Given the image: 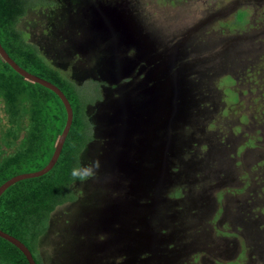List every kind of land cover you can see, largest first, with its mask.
<instances>
[{"label":"rangeland","instance_id":"rangeland-1","mask_svg":"<svg viewBox=\"0 0 264 264\" xmlns=\"http://www.w3.org/2000/svg\"><path fill=\"white\" fill-rule=\"evenodd\" d=\"M38 3L26 41L92 99L43 264H264V0Z\"/></svg>","mask_w":264,"mask_h":264},{"label":"trees","instance_id":"trees-1","mask_svg":"<svg viewBox=\"0 0 264 264\" xmlns=\"http://www.w3.org/2000/svg\"><path fill=\"white\" fill-rule=\"evenodd\" d=\"M40 1L43 0H0L2 48L21 68L58 87L73 110L69 132L54 166L42 176L14 183L0 195V230L20 240L36 264H43L39 241L49 227L51 214L75 200L71 185L83 178L79 172L80 158L92 141L91 124L85 114L92 99L84 98L74 82L49 66L19 28L28 10L44 5H39ZM231 26H237L236 22ZM0 100L6 119L0 131V152L8 155L2 157L0 153L1 185L20 173L18 167L27 161L28 155L31 164L37 165L34 171L48 163L65 126L66 111L55 93L24 79L1 56ZM7 150L12 151L6 153ZM0 264L28 262L14 245L0 237Z\"/></svg>","mask_w":264,"mask_h":264},{"label":"water","instance_id":"water-1","mask_svg":"<svg viewBox=\"0 0 264 264\" xmlns=\"http://www.w3.org/2000/svg\"><path fill=\"white\" fill-rule=\"evenodd\" d=\"M0 56L17 74L22 76L24 79L29 80V81L34 82V83H37V84L49 89L53 93H55L59 97L61 102L63 103V106H64L65 111H66L65 126L61 132V135L59 136V138L56 142L54 152H53L50 160L48 161V163L42 169H40L38 171H34L31 173L18 174V175H15V176L9 178L7 181H5L4 183H2L0 185V195H1L9 186L13 185L14 183L19 182V181L24 180V179L42 176V175L46 174L54 166V164L56 163V161L60 155V152H61V149L63 147L65 138L69 132V129H70V126L72 123V118H73V110H72V107H71L69 101L67 100V98L65 97L63 92L58 87H56L54 84H52V83L34 75V74H31V73L27 72L26 70H24L23 68H21L5 52V50L2 48L1 44H0ZM0 237L3 238L4 240L8 241L12 245H14L25 256L28 264H36V262L34 261V258L32 257L31 252L20 240H18L17 238L7 234L6 232H4L2 230H0Z\"/></svg>","mask_w":264,"mask_h":264},{"label":"clouds","instance_id":"clouds-1","mask_svg":"<svg viewBox=\"0 0 264 264\" xmlns=\"http://www.w3.org/2000/svg\"><path fill=\"white\" fill-rule=\"evenodd\" d=\"M76 173H74V175H75Z\"/></svg>","mask_w":264,"mask_h":264},{"label":"flooded vegetation","instance_id":"flooded-vegetation-1","mask_svg":"<svg viewBox=\"0 0 264 264\" xmlns=\"http://www.w3.org/2000/svg\"><path fill=\"white\" fill-rule=\"evenodd\" d=\"M115 33V32H114Z\"/></svg>","mask_w":264,"mask_h":264}]
</instances>
